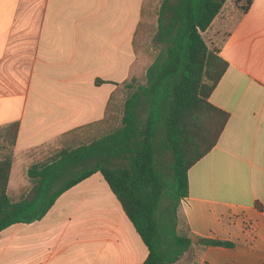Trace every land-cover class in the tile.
<instances>
[{
  "label": "crops",
  "instance_id": "1",
  "mask_svg": "<svg viewBox=\"0 0 264 264\" xmlns=\"http://www.w3.org/2000/svg\"><path fill=\"white\" fill-rule=\"evenodd\" d=\"M148 4L0 0V159L12 150V203L31 195L35 155L101 122L113 94L145 83L159 18H145ZM148 25L155 27L151 53L143 48ZM202 36L228 64L210 101L229 119L216 146L188 171L178 231L194 242L175 264H264V0L246 13L228 0ZM13 123L11 149L1 136ZM147 256L100 173L64 192L41 220L0 232V264H143Z\"/></svg>",
  "mask_w": 264,
  "mask_h": 264
},
{
  "label": "trees",
  "instance_id": "2",
  "mask_svg": "<svg viewBox=\"0 0 264 264\" xmlns=\"http://www.w3.org/2000/svg\"><path fill=\"white\" fill-rule=\"evenodd\" d=\"M227 1L162 0L154 37L161 48L147 68L145 83L129 85L120 107L119 96L113 94L104 120L63 138L104 124L110 131L62 147L32 165L30 197L11 202L7 187L12 150L0 159V232L41 220L64 192L100 173L148 249L143 264H175L191 249L194 236L178 231V209L188 195V171L216 146L229 119L210 101L228 64L202 33ZM252 2L246 0L241 11L246 13ZM18 129L19 124L13 123L1 136L10 148ZM199 243L231 246L207 239Z\"/></svg>",
  "mask_w": 264,
  "mask_h": 264
},
{
  "label": "rangeland",
  "instance_id": "3",
  "mask_svg": "<svg viewBox=\"0 0 264 264\" xmlns=\"http://www.w3.org/2000/svg\"><path fill=\"white\" fill-rule=\"evenodd\" d=\"M161 2L162 0H151V4H148V10L145 11V18L150 20L152 17L155 18V16L158 14L159 12V8H160V5H161ZM231 2H235V4L240 8V11H241V6L245 5L246 3V0H231ZM155 20V19H154ZM155 25V21H154V24ZM146 29L148 31V35H145V43L143 45V48L144 50L147 52L149 51V53H151V49H150V42L152 41V34H153V31L155 30V27H153L152 25H148L146 26ZM149 42V43H148ZM153 42H154V38H153ZM155 43V42H154ZM209 46V45H208ZM210 48H218L216 46H209ZM160 46L158 44H154L153 45V50L156 51V54L155 56L158 54V52L160 51ZM129 92V91H128ZM127 92V93H128ZM127 93H125L124 95L122 96H119L118 98V105L117 107L121 106L122 104V98L124 96L127 95ZM119 109H115L113 110V112H115V114H117L119 111ZM110 125H101V126H98L96 128H93L92 130L90 131H84V132H81V133H77L76 135H72V136H69L67 138H62L60 141H58L56 144H54V146L52 147H46L44 148V153L42 156H38V155H35V160L38 161V162H42L44 160H46L47 158H49L52 154L56 153L58 150H60L62 147H66V146H75L79 143H86L88 141H91L97 137H100L102 136L104 133L110 131ZM32 155H34L33 153L30 154L29 156L31 157ZM39 157V158H37ZM35 161V163H36ZM179 222V221H178Z\"/></svg>",
  "mask_w": 264,
  "mask_h": 264
},
{
  "label": "built area",
  "instance_id": "4",
  "mask_svg": "<svg viewBox=\"0 0 264 264\" xmlns=\"http://www.w3.org/2000/svg\"><path fill=\"white\" fill-rule=\"evenodd\" d=\"M182 201V200H181ZM245 228H246V230L249 232V233H251V235H253V229H254V227H253V224L252 223H246L245 224Z\"/></svg>",
  "mask_w": 264,
  "mask_h": 264
},
{
  "label": "water",
  "instance_id": "5",
  "mask_svg": "<svg viewBox=\"0 0 264 264\" xmlns=\"http://www.w3.org/2000/svg\"><path fill=\"white\" fill-rule=\"evenodd\" d=\"M192 242H194V240H192Z\"/></svg>",
  "mask_w": 264,
  "mask_h": 264
}]
</instances>
